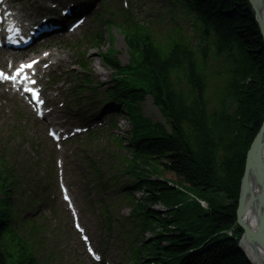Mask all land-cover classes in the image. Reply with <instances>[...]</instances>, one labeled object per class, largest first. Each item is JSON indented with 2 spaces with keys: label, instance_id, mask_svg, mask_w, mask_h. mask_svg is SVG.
<instances>
[{
  "label": "trees",
  "instance_id": "1",
  "mask_svg": "<svg viewBox=\"0 0 264 264\" xmlns=\"http://www.w3.org/2000/svg\"><path fill=\"white\" fill-rule=\"evenodd\" d=\"M185 1L197 16L203 37L213 45L214 59L224 61L219 70L209 69L207 47L199 59L179 45H159L149 30L121 26L135 55L131 73L142 84L132 88L124 84L118 92L132 107L128 112L134 126L132 165L136 188L150 195L146 202L176 206L182 199L173 194L176 189L172 186L186 187L207 201L211 212L196 205L186 211L185 220L179 214L162 220L160 213L139 206L149 229L155 230L159 223L164 228L144 243L146 261L141 264H249L237 248L240 229L234 239L225 236L209 242L200 253L190 252L236 223L246 155L264 123V40L247 0ZM103 57L119 68L116 59ZM146 95L161 107L172 135L157 139L159 134L164 136L163 127L153 132L140 109L134 107ZM0 208V264H30L23 251L1 244L3 233L7 236V202H0ZM193 218L206 224L200 235L183 232L182 225ZM168 226L177 227V232H170Z\"/></svg>",
  "mask_w": 264,
  "mask_h": 264
},
{
  "label": "water",
  "instance_id": "2",
  "mask_svg": "<svg viewBox=\"0 0 264 264\" xmlns=\"http://www.w3.org/2000/svg\"><path fill=\"white\" fill-rule=\"evenodd\" d=\"M249 3L255 12L257 24L264 37V0H249ZM260 191L264 192V124L247 152L237 209L238 225L244 231V237L251 243L259 258H264V253L257 251V246L264 251V198L261 200ZM246 216H251L256 227L251 226L252 229L249 226L245 220ZM239 248L241 249V242ZM247 253L258 264V258L252 254L250 247ZM245 256L252 264L250 257L246 254Z\"/></svg>",
  "mask_w": 264,
  "mask_h": 264
},
{
  "label": "rangeland",
  "instance_id": "3",
  "mask_svg": "<svg viewBox=\"0 0 264 264\" xmlns=\"http://www.w3.org/2000/svg\"><path fill=\"white\" fill-rule=\"evenodd\" d=\"M189 34L191 35L192 31L190 29H188ZM116 43H115V49L117 51V53H119V58L121 59V61L123 63H127L128 62V52H127V48L125 46L124 41L122 40V37L120 36H116ZM75 41V40H73ZM61 50H67V49H63L60 48ZM103 50L106 51L108 50V46L105 45L103 47ZM90 56L92 58V62H93V70H94V75H95V81L96 82H103L104 84H109L108 82H110V78L107 76V73L109 72V70H106L103 68L101 62L99 61V57L96 53V51H90ZM142 107V112L145 115V117L150 118L153 122H164L159 110L153 105V101L152 99L149 97L146 99V101L141 105ZM131 130V125L128 122L127 118L125 116L121 117L119 119V127H118V132L120 135L124 136H128L129 132ZM127 141V140H126ZM170 177H166L167 180ZM189 192L193 193L194 195H198L197 192L193 189L190 188H186ZM173 194H176L175 192H173ZM136 197L138 200H144V197L142 196L141 193L137 192L136 193ZM178 199H183L184 201L188 202L189 201V196L187 194L181 193L179 195H177ZM156 209V208H155ZM187 208L185 207L179 214H182L186 212ZM130 213V209L129 208H125L122 211V216L124 218H127L129 216ZM171 216H176L178 215V213L176 211H172L170 213ZM204 223L203 220L201 221H195V220H188V222L184 225H182L185 229H195L197 227H199L202 230H205L206 228V224ZM200 224V225H199ZM152 235L149 233L146 235L147 239H150ZM218 239H223V236L220 235ZM128 264V263H127ZM129 264H132L131 262H129Z\"/></svg>",
  "mask_w": 264,
  "mask_h": 264
},
{
  "label": "snow or ice",
  "instance_id": "4",
  "mask_svg": "<svg viewBox=\"0 0 264 264\" xmlns=\"http://www.w3.org/2000/svg\"><path fill=\"white\" fill-rule=\"evenodd\" d=\"M35 63L36 62L34 61L32 63H29V64H26V65L20 66V68L17 70V76L20 75V73L24 69L33 67ZM0 78H3V79H12V80H15L16 79L15 76L9 77V76H6L3 72H0ZM33 83H35V82L33 81ZM28 91H33L34 95H37V97H38V93H35V91L33 89H28ZM53 135H55V134L53 133Z\"/></svg>",
  "mask_w": 264,
  "mask_h": 264
},
{
  "label": "bare ground",
  "instance_id": "5",
  "mask_svg": "<svg viewBox=\"0 0 264 264\" xmlns=\"http://www.w3.org/2000/svg\"><path fill=\"white\" fill-rule=\"evenodd\" d=\"M251 173H254V172H251ZM262 200V198H261ZM246 222L250 225V226H253V227H256L254 221L252 220L251 216H246ZM248 244L244 242L243 244V250L247 253V250H248ZM262 262H264V258H259ZM258 264H260V261L258 260Z\"/></svg>",
  "mask_w": 264,
  "mask_h": 264
}]
</instances>
